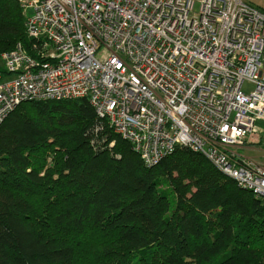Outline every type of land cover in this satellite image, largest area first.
Wrapping results in <instances>:
<instances>
[{"label":"built area","instance_id":"2783aa9c","mask_svg":"<svg viewBox=\"0 0 264 264\" xmlns=\"http://www.w3.org/2000/svg\"><path fill=\"white\" fill-rule=\"evenodd\" d=\"M17 2L33 43L0 55V125L23 103L87 99L147 167L189 147L264 201V158L244 156L264 152V11L244 0Z\"/></svg>","mask_w":264,"mask_h":264},{"label":"trees","instance_id":"16d2710c","mask_svg":"<svg viewBox=\"0 0 264 264\" xmlns=\"http://www.w3.org/2000/svg\"><path fill=\"white\" fill-rule=\"evenodd\" d=\"M32 43L0 0V55ZM0 264H264V201L189 147L147 167L87 99L23 103L0 125Z\"/></svg>","mask_w":264,"mask_h":264},{"label":"rangeland","instance_id":"374dc122","mask_svg":"<svg viewBox=\"0 0 264 264\" xmlns=\"http://www.w3.org/2000/svg\"><path fill=\"white\" fill-rule=\"evenodd\" d=\"M245 2L259 8L260 10L264 11V0H244ZM199 10V5H196L195 11ZM1 63H0V67H1ZM253 89V86L251 84H245L244 85V90L246 91H251ZM261 133L264 132V123H260V129ZM263 136V142H264V134ZM244 156L247 159H254L255 161H261L262 158H264V152L261 151H257L255 148L253 149H248L246 152H244ZM50 164H52V162H49ZM168 185H166L165 188H167Z\"/></svg>","mask_w":264,"mask_h":264},{"label":"bare ground","instance_id":"6f19581e","mask_svg":"<svg viewBox=\"0 0 264 264\" xmlns=\"http://www.w3.org/2000/svg\"><path fill=\"white\" fill-rule=\"evenodd\" d=\"M100 120V119H99Z\"/></svg>","mask_w":264,"mask_h":264}]
</instances>
